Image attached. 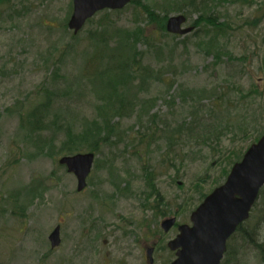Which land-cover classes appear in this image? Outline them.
<instances>
[{
    "label": "rangeland",
    "instance_id": "1",
    "mask_svg": "<svg viewBox=\"0 0 264 264\" xmlns=\"http://www.w3.org/2000/svg\"><path fill=\"white\" fill-rule=\"evenodd\" d=\"M167 1L140 0L157 13ZM207 3L226 23L219 43L231 57L207 51L208 36L221 32L207 23L184 36L157 34L152 46L142 36L155 27L138 4L108 30L112 38L117 29L138 31L137 51L153 69L138 103L151 100L152 109L141 122L140 111L115 119L119 142L99 146L82 191L56 147L66 137L62 124L93 117L103 102L84 72L103 14L74 37L72 0L0 3V264H148L146 248L154 243L153 264L173 260L167 242L178 230L165 233L161 222L172 215L190 222L201 192L217 187L264 129V0ZM199 15L189 16L190 25ZM47 102L45 130L27 132L20 114ZM56 226L61 244L52 248ZM230 244L225 264H264L243 237Z\"/></svg>",
    "mask_w": 264,
    "mask_h": 264
},
{
    "label": "trees",
    "instance_id": "2",
    "mask_svg": "<svg viewBox=\"0 0 264 264\" xmlns=\"http://www.w3.org/2000/svg\"><path fill=\"white\" fill-rule=\"evenodd\" d=\"M2 1L3 0H0V3ZM212 1L214 2V0ZM241 1L245 3V1L250 0ZM131 4H138L139 7L147 13L149 23L155 27L151 36H142V39H145L147 42L151 41L152 46L156 43L157 34L167 37H178V35H173L166 31L165 24L170 14L178 12L184 13L189 17L195 13H200L199 17L194 22L195 27L201 25V23H207L221 31L214 37L208 36V41L205 43L207 51L210 54H214L216 58L232 56L231 52L223 48L222 44L219 43L221 35L226 34V23H220L218 18L210 12L212 6L208 5L207 0H169L160 5V8L163 10L161 13L154 11L156 7H151L144 2L141 3L140 0H132ZM157 8H159V5ZM120 13L122 14L123 10H104L99 13V15L103 14V18L98 24L101 30L94 31L96 37L93 36V38L96 39L95 43H91L90 45L92 47L90 61H86L84 72L87 74L86 77L92 79L93 83L100 89H98V91L101 94L100 99H103V102L96 106V112L93 117H84L78 124H71L68 122L62 124L66 137L61 141L58 147H54L62 150L63 154L87 150L97 153L102 143L110 145L108 147L116 145L120 139V137L116 136V131L118 130L116 125L120 121L117 122L115 119L126 118L133 115L134 112L140 111L138 112V118L139 122H141L143 121V114H147L152 109V105H149L151 100L147 101L144 99L138 103L139 95L142 92L141 89L146 85L147 79L150 78V73L153 71L151 66L142 63L140 52L137 51L139 43L137 37L138 31L130 33V30L127 29H117L114 32V34L117 35L113 38L108 34L109 29H113L117 26V17H119ZM94 18L95 17L90 18L88 23L92 24ZM73 36L76 37L77 34H73ZM110 42L112 45H110ZM126 51L129 53L124 54ZM154 75L158 76V79H161L162 74L160 72ZM136 79H140V82L137 84H135L137 81ZM133 88L135 91L131 92ZM120 89L122 90L119 91ZM189 93L192 99L199 96L195 92L187 91L183 92V95L186 96V94ZM47 105L48 102L42 103L39 107L35 106L27 113L20 114L21 126L25 128L27 132L35 134L36 132L45 130L46 122L44 118ZM156 117V114H152L149 118L151 122H154ZM60 119V117L57 118L55 116L52 123L54 125H59ZM198 125H202V122ZM263 132L264 129L258 134L255 140H258ZM113 137L114 139L112 140ZM42 138L41 136V139ZM241 158V155L234 160L230 158V161L232 159L230 165L239 161ZM229 171V169H224L223 173L226 177ZM225 178L217 181L216 184L222 183ZM207 194L206 192H201L200 202ZM236 235L243 237V240L253 245L255 249L261 250L264 259V238L262 237V235H264V186L260 190L249 219L239 225L237 231L230 239L229 244ZM231 252L230 244L226 255L229 256L232 254ZM226 259L227 258L223 260L222 264H225Z\"/></svg>",
    "mask_w": 264,
    "mask_h": 264
},
{
    "label": "water",
    "instance_id": "3",
    "mask_svg": "<svg viewBox=\"0 0 264 264\" xmlns=\"http://www.w3.org/2000/svg\"><path fill=\"white\" fill-rule=\"evenodd\" d=\"M131 0H73V11L68 21L69 29L77 34L88 19L104 9H123ZM166 30L171 34L186 35L194 30L188 25L185 14L169 16ZM95 160L93 152L64 155L61 165L77 178V189L87 186ZM264 186V133L252 143L243 158L235 162L226 180L208 194L191 213V224L179 226V233L169 241L168 246L176 251L172 264H220L227 250V242L238 226L250 217L251 210ZM176 218L162 221V227L169 231ZM51 246L60 244V226L49 236ZM154 248L147 251L149 263H153Z\"/></svg>",
    "mask_w": 264,
    "mask_h": 264
},
{
    "label": "flooded vegetation",
    "instance_id": "4",
    "mask_svg": "<svg viewBox=\"0 0 264 264\" xmlns=\"http://www.w3.org/2000/svg\"><path fill=\"white\" fill-rule=\"evenodd\" d=\"M174 216H175V215H174ZM175 217H176V216H175ZM179 225H180V224L178 223V218H177V223H176V225H175V226L177 227V230H178V226H179ZM169 241H170V240H169ZM169 241L167 242V246H168ZM155 245H156V244L154 243V251H155ZM148 248H149V247H147V251H148ZM154 251H153V253H154ZM170 251H172V250H170ZM173 253H174V255H175V257L173 258V260H174V259L176 258V251L173 250ZM173 260H172L171 262H169L168 264H172Z\"/></svg>",
    "mask_w": 264,
    "mask_h": 264
}]
</instances>
